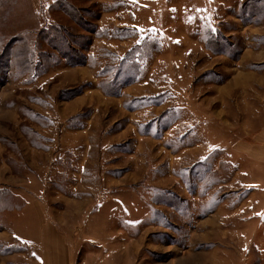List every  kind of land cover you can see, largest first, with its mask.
<instances>
[{
    "label": "rangeland",
    "instance_id": "rangeland-1",
    "mask_svg": "<svg viewBox=\"0 0 264 264\" xmlns=\"http://www.w3.org/2000/svg\"><path fill=\"white\" fill-rule=\"evenodd\" d=\"M259 1L0 0V264L39 218L72 264H264Z\"/></svg>",
    "mask_w": 264,
    "mask_h": 264
},
{
    "label": "crops",
    "instance_id": "crops-1",
    "mask_svg": "<svg viewBox=\"0 0 264 264\" xmlns=\"http://www.w3.org/2000/svg\"><path fill=\"white\" fill-rule=\"evenodd\" d=\"M194 1V0H193ZM212 2V0H208ZM199 2V1H197ZM213 5V3H211ZM136 8L140 7V5H135ZM208 5H201V4H196L195 2H189L188 8L185 6L184 12L182 14H185L186 12H189L190 14H194V12H202L203 9L210 11L212 6ZM207 8V9H206ZM213 8V7H212ZM170 11H174V7H169ZM262 138V139H261ZM258 144H263L260 147H258ZM237 146L236 148L238 149L239 152L244 154L247 157H250V159H258L261 160L263 165H264V135L260 137V141H257L256 144H252V142L248 141H239L237 144L235 143L234 146ZM203 156V155H201ZM252 159V160H253ZM260 168H264V166H261ZM34 208V207H33ZM29 211H32V207L28 209ZM46 217V215H45ZM23 223L24 225L32 221L29 216L24 215ZM34 219V218H33ZM21 220V219H19ZM50 220L44 218L43 222L41 223L40 218L36 221H32L33 225H36L34 228L33 232L26 233V235H20L19 238L23 241H26L28 247H35L37 246V254L35 258H37L34 262L31 263L30 257H24L22 258V254H15L16 256H19V261L16 259V264H72V253L69 251L70 246L68 242L65 240V237L61 236L60 230L57 228V224L52 222L49 223ZM29 235V236H27ZM64 239V241H63ZM66 244V249L64 248ZM30 244V245H29ZM68 245V246H67ZM69 247V248H68ZM69 250H68V249ZM1 257L4 258H10L11 255L9 254H4L2 255L0 253ZM24 259V261H22ZM33 260V259H32ZM8 262V261H7ZM11 262L12 259H11Z\"/></svg>",
    "mask_w": 264,
    "mask_h": 264
},
{
    "label": "trees",
    "instance_id": "trees-1",
    "mask_svg": "<svg viewBox=\"0 0 264 264\" xmlns=\"http://www.w3.org/2000/svg\"><path fill=\"white\" fill-rule=\"evenodd\" d=\"M260 4L264 3V0L259 1ZM259 10V9H258ZM264 7L261 8V11H259V15L264 14ZM208 47L210 50L217 52V49L212 48L209 44ZM60 50H64V48H61ZM132 51H135L136 54H139L140 56L143 55V52L139 50V47H135ZM132 63L129 66L127 73L125 72V66L121 65L118 68L110 69L108 72H105V76H109V79L107 81L102 83V89L106 93V95H114L118 92V90L124 86V84L134 83L138 79L139 76L142 75L143 67L141 65H137L134 63L133 59H130ZM124 62V61H123ZM122 62H120L121 64ZM198 174V172H197ZM5 211V209H4Z\"/></svg>",
    "mask_w": 264,
    "mask_h": 264
},
{
    "label": "snow or ice",
    "instance_id": "snow-or-ice-1",
    "mask_svg": "<svg viewBox=\"0 0 264 264\" xmlns=\"http://www.w3.org/2000/svg\"><path fill=\"white\" fill-rule=\"evenodd\" d=\"M139 31L143 32L144 30L143 29H140Z\"/></svg>",
    "mask_w": 264,
    "mask_h": 264
}]
</instances>
